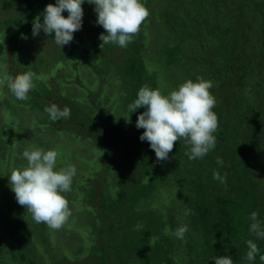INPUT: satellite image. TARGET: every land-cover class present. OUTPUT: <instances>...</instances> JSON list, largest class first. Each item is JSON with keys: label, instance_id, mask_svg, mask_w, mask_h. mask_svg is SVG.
Listing matches in <instances>:
<instances>
[{"label": "trees", "instance_id": "1", "mask_svg": "<svg viewBox=\"0 0 264 264\" xmlns=\"http://www.w3.org/2000/svg\"><path fill=\"white\" fill-rule=\"evenodd\" d=\"M142 2L150 13L142 24L143 27L163 18L168 33L175 34L170 36L169 45L172 47H167L166 50L168 59L183 62V56L189 54L179 51L188 24L197 28L202 35L198 39L199 47L204 40L215 38L219 41L220 47L216 46V50L209 47L211 49L208 54H214V57L203 62L206 67L204 74L200 72L201 74L191 77L194 82L197 77H202L213 84L211 94L215 97L216 105L212 111L218 117V129L214 133L216 147L203 159L189 160L185 152L189 151L190 146L181 139L174 143L168 159L158 161L150 143L140 139L145 129L136 126L139 115L146 108H139L133 113L129 110V105L137 98L139 89L145 85L152 89L159 88L163 94H168L154 80L153 71L158 70H150L148 67L147 62L152 60L153 54L148 57L145 55L146 38L138 34L124 48L116 44V55H121V68L120 73L116 68L117 75H124L123 80L131 86L121 94L117 100L118 109L112 112L106 109L105 99H108V92L104 76L97 69L98 65L95 64L94 68V64H91L92 59L101 55L91 56L101 48L103 41L98 40L106 32L98 27L101 29L97 28L96 33L83 35L74 44V49L62 48L65 55L61 57L65 56L66 63L71 61V64L56 65V72L61 70V76L66 75L65 84L74 83L76 87L73 92L78 94H63L65 85L59 84L55 89L54 82L58 83L59 76L53 83H49L52 85L49 86L51 89H32L27 100L18 101L29 102L21 106L29 108V114L31 110L39 109L38 112L43 116L44 109L48 106L44 104V101H48L44 95L56 100L58 94H61L66 102L64 107L71 110L70 121L78 122L75 117L79 116L80 123L78 122L77 127L83 132L77 137L85 138L94 145L102 161L95 169L82 171V180L78 186L82 194L78 197L73 196L77 174L73 177L68 201L69 206L88 203L92 217L97 222L90 225L88 236L82 239L75 237L73 241L57 235V231L68 232L65 227L71 222L72 214L58 230L36 223L26 208L17 202L16 197L10 195L11 190L7 191L8 187H4L9 183L10 174H5L12 168L10 165L15 153L10 147L16 142L10 135L3 136L6 140L0 135V215L9 217L13 222V225L4 227L0 224V235L4 236L5 242L0 245V253L5 246H9L8 251L15 261L13 264L24 260L30 264H45L48 261L49 264H215L214 258L223 256H230L234 264H262L259 255L254 261H249L246 253L247 241L251 239L257 244L260 254L264 255V239H257L250 231L249 219L253 211L257 212L258 220L264 227V177L254 178L252 172L250 156L255 139L247 137L239 140L237 134L239 129L247 128L249 122L253 121L251 112L257 110V106L264 108V0H250L248 7L238 0L236 9L240 7L241 10L237 12L231 10L230 0ZM56 3L57 0L31 2L26 11L19 15V23L14 33L20 35L22 31L29 30L33 27L36 16L40 18L39 14L44 13L48 4ZM3 5L9 6L10 3L5 2ZM184 8L185 17L182 16ZM224 11L230 13L228 25L222 26L209 19L211 15L216 19L222 17ZM195 16L201 18L200 26L194 23ZM166 18L170 23H166ZM221 30L224 31L223 36ZM88 32L89 30L85 33ZM146 33L147 29H144L143 34ZM41 37L50 38L49 42L61 48L54 42V34L48 36L45 33ZM102 47L113 49L114 46L108 43ZM162 50L163 47L160 51ZM79 55L82 57L79 58ZM112 59L109 57L107 62L111 63ZM116 59L118 60L117 56ZM75 61L78 62L75 64ZM80 63L89 70L95 69V75H92L95 78V88L93 81L86 82L83 77L85 74L79 68ZM73 64L74 67H71ZM158 64L160 67L162 62ZM66 67L70 71L68 74ZM29 71L38 75L35 68L28 66L2 74L8 78ZM46 79L49 80L50 75ZM86 84L94 91L95 105ZM4 94L0 89V102L8 107H12L8 100L18 102L15 97ZM119 110L125 116L119 115ZM17 112L21 120L32 119L24 117L22 110ZM45 122L48 124H41ZM23 123L27 131L22 128L23 137L18 144L16 157L20 147L27 145L31 142L28 140L37 135L40 130L38 126L45 125L42 130L46 133L61 129L74 134L71 127L73 125L69 122L64 124L63 119L51 123L39 118L34 122ZM13 129L14 127L6 124L3 130L7 135ZM33 145L45 150L41 143ZM33 145L22 149L20 159H24V150L31 149ZM53 149L56 150L54 147L49 150ZM217 157L223 160V166L216 163ZM66 166L57 161L56 169ZM214 171H218L222 177L226 176V184L213 179ZM167 195L170 201L163 205ZM185 225L188 230L183 240L171 234V240L165 239L167 236L161 238L166 227L174 232ZM12 235L24 241L26 247L20 250L13 248ZM34 236L35 239L32 240ZM31 244L39 252L38 261L37 252H34ZM73 258L75 261L72 263ZM0 264L11 263L0 258Z\"/></svg>", "mask_w": 264, "mask_h": 264}, {"label": "rangeland", "instance_id": "2", "mask_svg": "<svg viewBox=\"0 0 264 264\" xmlns=\"http://www.w3.org/2000/svg\"><path fill=\"white\" fill-rule=\"evenodd\" d=\"M10 3L9 6H4L3 4L5 2ZM34 0H0V80H4V84H0V89H2V93H5L4 95L7 96H13L12 92L8 89L6 86L7 80L4 78L7 76L2 74L8 73L12 69L19 68V67H31L35 68L36 72L39 77L38 80H35L36 87L35 88H45L51 89L49 86H52L49 83H53L54 80L58 78L57 81L54 82L55 89L57 86L65 85L66 90L64 88V92L70 94V96L77 95L78 92H73L74 88L76 87L74 83H66V75H62L63 73L61 70L56 72V65H59L58 63H61L60 65H70L71 61L66 63L67 60H65L64 50L62 48H59L55 45H53L51 42H49L50 38H42L41 36L45 35V32L41 30L38 35H33V27L26 29L20 33V35H16L14 31L17 29L18 26V20L19 15L23 11H26L25 9L28 8V6L33 2ZM238 0H230L231 10L232 11H240L241 8L238 7L236 9ZM243 6L248 7V3L250 0H240ZM4 2V3H3ZM83 8V18H82V27L80 30L76 31L73 34V40L69 43L64 45L63 47L69 49H74V44H76L77 40L81 39L82 36L88 35L90 36L93 34L98 27L103 28L102 26L97 24V14L94 11L95 5L85 3L82 5ZM185 8L182 12V16L185 17ZM163 12L166 14L165 10ZM40 15V21L43 23V14ZM62 15L66 18L69 13L67 10H65ZM189 13L188 16L189 17ZM230 13L227 11L223 12V16L216 19L215 17L212 18V15L209 16V19H212L214 22H218L220 25L225 26L230 23V17L228 16ZM196 19L194 23L196 25H201L199 19H201L199 16H195ZM37 18V16H36ZM11 19V21H9ZM166 23H170V20L166 18ZM181 24V21H179ZM101 28H98L100 30ZM88 33H85L88 31ZM144 29H147V33L144 35ZM97 30V31H98ZM27 31V32H26ZM96 31V32H97ZM25 32V33H24ZM95 32V33H96ZM223 30L220 31L221 35L223 36ZM142 37L146 38V53L145 55L148 57L151 54L152 60L147 62L150 67V70H158L153 71L155 75H153L154 80L160 84L163 91L170 93L172 90H175L178 88L180 84L183 82H186L187 80L191 79L192 75H199L202 73L204 74L206 67L204 66L203 62L210 61L214 54L209 55V51L213 47L214 50H216V46L220 47L219 41L217 42L215 38H212L210 40H204L201 47H199L198 39H201L202 35L199 33L198 29L193 27L192 25H189L186 27L185 33L183 34L182 38V45L179 51L181 52H189V54L185 57L183 56V62H175L173 60L168 59V53H167V47H170L169 41L170 36H174L175 34L172 32V34H169L167 31L166 26L164 25L163 18L159 19L157 22L147 23L145 27L141 25L140 31L138 33ZM137 34V35H138ZM97 39V38H96ZM101 40H98V42ZM55 42V40H54ZM180 42V41H179ZM168 44V45H167ZM205 44V46H204ZM113 49H107L106 47L99 48L96 52L92 53L91 56L98 57L91 60V64L98 65V70H101V75L104 76V83L105 88L108 92V99L106 104V109L111 110L112 112L118 109V101L121 97V94L125 92V90L130 89L129 82H125L122 78L124 75H117L119 72V69L121 68L120 63V54L116 55V52L118 50V47H116V44H113ZM163 47V50L161 48ZM172 47V46H171ZM93 48V47H91ZM117 48V49H116ZM193 51V52H191ZM166 53V54H165ZM150 54V55H149ZM81 55V54H80ZM79 55V58H81ZM162 55V57H160ZM78 56V55H77ZM116 56L118 57V60L116 59ZM105 58L103 61L102 58ZM111 57L112 62H107L108 58ZM182 58V57H181ZM78 61H75V64ZM123 62V61H122ZM159 67L158 63H161ZM124 63V62H123ZM203 66H202V64ZM71 65V67H74V65ZM79 68H81L84 72V78L86 82L93 81V88H95V78L92 75H95V69L89 70L83 63L79 64ZM118 68V72L116 70ZM67 74L70 73L68 70V67H66ZM72 71V70H71ZM91 71L93 73H91ZM201 72V73H200ZM120 73V72H119ZM50 75V79L47 80V76ZM68 76V75H67ZM81 76V75H80ZM180 76V77H179ZM69 77V76H68ZM69 79V78H68ZM67 79V81H68ZM97 80V79H96ZM49 84V85H48ZM87 85V84H86ZM89 94L91 95V101H94L95 105V99L93 98L94 91H92L87 85ZM34 88V89H35ZM213 88L210 89V92H212ZM29 92H32L30 90ZM167 95V94H166ZM44 98L48 100L46 103L44 101L45 106H50L51 104H56L55 101L58 102L56 104L61 110L65 108V100L63 99L62 95L58 94V97L56 100L52 99L51 97L45 96ZM17 100V99H15ZM104 100V101H105ZM18 101V100H17ZM82 103H84L82 100H80ZM12 104V107H8L6 104L0 102V135L3 136H12L15 140L16 144L13 147H10V150L15 151L13 155V159L11 161L10 172L6 171V174H11V171L14 168L22 169L25 166H27V160L20 159L21 157V151L24 147L36 144H43V148L45 150H49L50 148L54 147L58 153V159L57 161L62 165H74L76 168V174H77V181L75 184V188L73 190V196L78 197L79 194H82L79 190L80 188L79 183L82 180L81 173L82 171H86L88 169H95L101 164L102 158L100 155H98L97 148L92 145L89 141H87L85 138L77 137L79 133H82V129L77 127V124L79 122V116H76L75 112V120L78 122H75L70 119H63L64 124H72V129L74 130V134L65 132L61 129H58L57 131H53L52 133H46L44 132L43 125L38 126V129H40L37 132V135L32 140H28L31 142H28L27 145L21 146L19 150V154L16 157L15 155L18 153V144L21 141L23 137L22 128L26 130V126L23 122H29L34 120L36 121L39 118H42L43 120H48L52 122L50 119V116L48 113L44 111L43 116L38 112L37 110H31L30 114L28 113L29 108H22V105H26L29 102H23L19 103L15 102L13 100H8ZM261 106V105H260ZM256 107V106H255ZM24 114V117H30L32 119H20V115L17 111H21ZM250 110V109H249ZM119 115H123V111L119 110ZM125 116V115H123ZM125 118V117H124ZM251 118L253 121L249 122V125L247 128L239 129V132L237 134V138L239 140H244L247 137H253L255 139L253 145L251 146V156H250V162L252 164V172L254 178H263L264 177V108H261L257 106V110H253L251 112ZM34 119V120H33ZM23 121V122H22ZM56 122V121H55ZM69 122V123H68ZM61 123V126L63 125ZM80 123V122H79ZM8 124L9 126L14 127L13 132L9 130L10 132L5 133L4 126ZM41 124H48L47 122L41 123ZM76 127V128H75ZM43 132H40V131ZM27 131V130H26ZM38 137V138H37ZM4 138V137H3ZM5 139V138H4ZM6 140V139H5ZM45 146V147H44ZM25 164V165H24ZM75 174V175H76ZM10 183H8L4 187H8L7 191H10V195L15 197V193L12 191L11 187L9 186ZM69 193H64L66 199H69ZM170 201V197L167 195L164 198L163 205L168 204ZM90 205H92L89 202ZM71 214L73 215L71 218V222L68 223V225L65 227V229L68 232L65 231H57V235L59 238H69V241H73L76 238L80 237L81 239L84 238V236H88L87 231L90 228V225L94 222H97L95 218L92 217L91 214V208L86 203V205L78 204L75 206H69ZM67 221V220H66ZM0 224L1 226H8L10 224L13 225V222H11L9 217L1 216L0 215ZM162 237L167 236L165 239L171 240L172 236L170 234H165V232L162 233ZM13 242H11V246L17 250H20L24 247H26V243L24 241L19 240L17 237L12 235ZM4 236L0 235V245L4 244L3 241ZM35 239V236L32 238V240ZM67 241V243L69 242ZM40 242V239L39 241ZM59 243H62L61 241H58ZM166 242V241H164ZM69 244H72L70 242ZM32 245V244H31ZM33 246V245H32ZM34 252H37L36 255V261L40 260V255L38 250L33 246ZM9 246H5L4 249L0 253V258L2 261L10 262L11 264L15 263V261L12 260L11 254L9 253ZM70 261V259L68 260ZM75 261V259H72V263ZM18 264H30L26 262V260L19 262ZM45 264H49V261Z\"/></svg>", "mask_w": 264, "mask_h": 264}, {"label": "clouds", "instance_id": "3", "mask_svg": "<svg viewBox=\"0 0 264 264\" xmlns=\"http://www.w3.org/2000/svg\"><path fill=\"white\" fill-rule=\"evenodd\" d=\"M84 3L85 0H57L56 4H48L43 13V23L39 17L33 23V35H38L41 30L48 36L54 34L55 43L63 48L82 27ZM87 3L95 5L96 22L106 32L99 37L103 41L101 48L108 43L127 47L150 15L142 0H87ZM65 10L69 13L66 18L62 15ZM38 79L34 72L29 71L15 77L8 76L6 86L15 99L24 101L28 99L29 91L36 87L34 81ZM4 83V80H0V84ZM212 87L211 81L197 77L195 82L189 79L167 95L159 88L152 89L148 85L139 89L129 110L133 113L139 108H146L139 115L136 126L145 129L140 139L150 143L158 161L168 159L174 143L181 139L190 146L189 151L185 152L189 160L203 159L215 149L214 133L218 129V117L212 111L216 105L215 97L210 92ZM44 110L54 122L71 116L68 107L61 110L56 104L46 106ZM22 155L27 160V166L14 168L9 175L16 200L36 223L58 230L71 215L69 201L63 194L71 191L72 179L77 170L74 165L57 170L59 153L54 149L45 151L33 145L31 149L24 150ZM216 163L220 166L224 164L219 157ZM213 179L226 184V176L222 177L218 171H214ZM249 219L250 231L257 239H264V227L258 220V213L253 211ZM187 230L185 225L174 232L167 227L164 231L183 240ZM247 247V260L254 261L259 255L264 264V255L260 254L253 240L247 241ZM214 261L215 264H234L230 256L215 257Z\"/></svg>", "mask_w": 264, "mask_h": 264}]
</instances>
